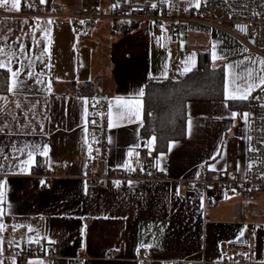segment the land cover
<instances>
[{
  "label": "crops",
  "instance_id": "crops-1",
  "mask_svg": "<svg viewBox=\"0 0 264 264\" xmlns=\"http://www.w3.org/2000/svg\"><path fill=\"white\" fill-rule=\"evenodd\" d=\"M24 1L12 10L9 0L7 12L0 13V62L6 65L0 69L20 73L9 91L13 77L8 71V91L0 93V264L18 262L12 252H4L7 225L13 226L19 244L56 243L50 260L34 256L28 264H138L136 250L146 244L158 264H218L223 242L238 240L248 226L241 207L217 185L207 190L213 196L209 204L207 192L195 185L180 195L179 182L196 178L202 164L209 176L220 175L230 137L238 140L243 174L248 103L236 108L226 97L245 94L249 84L252 91L262 86L264 56L234 34L198 21L182 22L181 41L172 45L165 23L155 29L142 19L99 18L86 33L72 18L59 16L77 12L80 0H36L52 14L46 16L21 14ZM110 1L102 0V5ZM157 1L112 0L114 6L108 8ZM182 2L185 9L201 0ZM201 50H209L213 64L225 68V99L189 100L187 136L157 151L153 137L142 132L147 84L170 76L173 58L196 68ZM89 81L95 86L92 97L89 89L81 92ZM94 94L110 101L109 163L119 170L142 167L154 152L165 179L111 180L88 192L84 175ZM56 161H67L69 167L54 169ZM259 238L257 234V258L263 260Z\"/></svg>",
  "mask_w": 264,
  "mask_h": 264
},
{
  "label": "built area",
  "instance_id": "built-area-1",
  "mask_svg": "<svg viewBox=\"0 0 264 264\" xmlns=\"http://www.w3.org/2000/svg\"><path fill=\"white\" fill-rule=\"evenodd\" d=\"M183 0H160L157 2L133 3L123 10L107 12L102 0H80V8L75 13L59 14L74 20L77 29L90 33L99 18L142 19L159 28L167 24L169 42L178 45L181 41V24L184 21H198L206 25L226 30L243 40L251 50L264 56V0H201L193 8L183 7ZM6 5L0 4V13H6ZM188 12V13H186ZM27 15H52L36 0H25L20 10ZM83 22V23H81ZM243 29V30H242ZM175 70L173 78H179L185 64L178 58L171 60ZM90 155L87 171L84 175L88 181V192L94 193L99 187L107 185L111 180L125 183L129 180H160L165 179L156 166V154L151 152L146 157L142 167L127 166L119 170L108 160V134L110 130V101L107 97L96 95L91 103ZM248 168L244 176H240V154L238 140L227 138L226 163L222 173L209 176L208 167L202 164L194 179H183L179 182V194H186L192 186H198L207 192L210 186L224 188L230 196L260 191L264 189V85L254 89L248 97ZM69 162H54L52 168H68ZM52 176V174H50ZM213 201V196L206 193V202ZM3 237L4 252H12L17 258V264H28L34 256L42 258L53 257L55 242H35L34 244H19L12 234V225H7ZM257 230L255 227H245L242 232L243 241L223 242V257L218 264H264V259L257 258ZM150 245H142L136 250L138 264H158L151 256ZM161 264H190V260H162ZM51 264V262H48Z\"/></svg>",
  "mask_w": 264,
  "mask_h": 264
},
{
  "label": "trees",
  "instance_id": "trees-1",
  "mask_svg": "<svg viewBox=\"0 0 264 264\" xmlns=\"http://www.w3.org/2000/svg\"><path fill=\"white\" fill-rule=\"evenodd\" d=\"M173 69L170 76L152 80L145 92V120L143 135L155 137V148L164 151L170 142L187 136V102L189 100H223L225 99V68L214 65L209 50L198 53L197 67L174 79ZM9 88V72L0 69V93ZM92 81L86 82L81 92L91 90ZM96 96V94H94ZM93 96V97H94ZM229 104L236 108L247 106L246 101L230 99ZM255 191H249L253 193Z\"/></svg>",
  "mask_w": 264,
  "mask_h": 264
},
{
  "label": "rangeland",
  "instance_id": "rangeland-1",
  "mask_svg": "<svg viewBox=\"0 0 264 264\" xmlns=\"http://www.w3.org/2000/svg\"><path fill=\"white\" fill-rule=\"evenodd\" d=\"M105 5L103 8L107 12H113L111 8H108L114 6L112 0ZM189 40H192V32H190ZM247 148L246 146V149L244 148L241 151V167L244 171L243 174L240 171V176H244L248 168ZM233 197L234 203L241 207V213L244 214L243 219L248 224V227H255L258 231L259 239L264 242V189L250 194H235Z\"/></svg>",
  "mask_w": 264,
  "mask_h": 264
},
{
  "label": "snow or ice",
  "instance_id": "snow-or-ice-1",
  "mask_svg": "<svg viewBox=\"0 0 264 264\" xmlns=\"http://www.w3.org/2000/svg\"><path fill=\"white\" fill-rule=\"evenodd\" d=\"M3 4L7 5L9 3V0H2ZM41 2L43 3L44 0H41ZM19 3H20V0H12V4H11V9L12 10H19ZM83 23V22H81ZM243 30V29H242ZM21 51H23V48H21ZM3 54V49H0V55ZM213 57L214 59L216 58L215 56V53L213 54ZM260 63L262 65H264V61H260ZM6 65L3 63V62H0V68H3L5 67ZM227 68H231L232 66L231 65H227L226 66ZM8 71L12 73V77H13V85H12V88L9 89V91H13L16 87V82H15V78L19 76V72L18 71H13L11 68H8ZM188 71H191V67L190 66H186L184 69H183V72L181 74H184ZM29 75H31V73H29ZM249 77H251V72L248 73ZM39 82V81H37ZM260 85H264V77H260ZM254 85L252 84H249L247 86V89H246V92L245 94H242V95H238V96H227L226 98L228 99H241V100H246L248 98V94L252 91V88H253ZM255 86H259V85H255ZM140 97H142L144 95V92H143V89L140 90L139 94H138ZM120 103V100L117 99V104ZM235 113H233V117H235ZM245 115V118L247 117V113L244 114ZM111 126V124H110ZM155 141V137L152 138V141L151 142H154ZM22 151V150H21ZM47 152V149H45V154ZM132 155V152L130 151L129 152V156ZM29 156H31V153H29ZM43 183V182H42ZM118 183V182H117ZM3 185L0 184V188H2ZM3 197V192L0 191V198Z\"/></svg>",
  "mask_w": 264,
  "mask_h": 264
},
{
  "label": "water",
  "instance_id": "water-1",
  "mask_svg": "<svg viewBox=\"0 0 264 264\" xmlns=\"http://www.w3.org/2000/svg\"><path fill=\"white\" fill-rule=\"evenodd\" d=\"M239 242H242L243 241V237L241 236L239 239H238Z\"/></svg>",
  "mask_w": 264,
  "mask_h": 264
}]
</instances>
